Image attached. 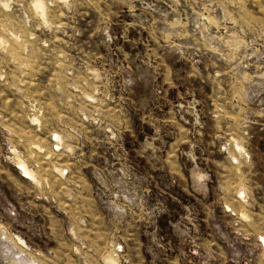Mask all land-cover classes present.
<instances>
[{
    "label": "rangeland",
    "instance_id": "rangeland-1",
    "mask_svg": "<svg viewBox=\"0 0 264 264\" xmlns=\"http://www.w3.org/2000/svg\"><path fill=\"white\" fill-rule=\"evenodd\" d=\"M0 264H264V0H0Z\"/></svg>",
    "mask_w": 264,
    "mask_h": 264
},
{
    "label": "bare ground",
    "instance_id": "bare-ground-1",
    "mask_svg": "<svg viewBox=\"0 0 264 264\" xmlns=\"http://www.w3.org/2000/svg\"><path fill=\"white\" fill-rule=\"evenodd\" d=\"M243 195H244L243 192L240 191V192L238 193V198H239V199H242V198L244 197ZM242 200H243V199H242Z\"/></svg>",
    "mask_w": 264,
    "mask_h": 264
},
{
    "label": "crops",
    "instance_id": "crops-1",
    "mask_svg": "<svg viewBox=\"0 0 264 264\" xmlns=\"http://www.w3.org/2000/svg\"><path fill=\"white\" fill-rule=\"evenodd\" d=\"M240 191L243 192L242 190H240ZM240 191H239V192H240ZM239 192H238V193H239ZM243 193H244V192H243Z\"/></svg>",
    "mask_w": 264,
    "mask_h": 264
}]
</instances>
